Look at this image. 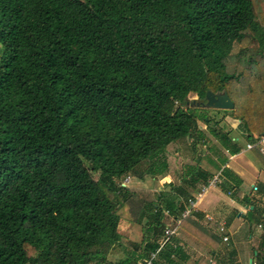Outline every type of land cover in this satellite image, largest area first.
<instances>
[{
  "label": "trees",
  "instance_id": "obj_1",
  "mask_svg": "<svg viewBox=\"0 0 264 264\" xmlns=\"http://www.w3.org/2000/svg\"><path fill=\"white\" fill-rule=\"evenodd\" d=\"M207 92L232 101L216 111L236 138L190 106ZM200 121L230 155L264 135V0H0V264H112L122 222L163 231L183 187L120 183L167 176L166 148L203 143ZM192 168L182 181L207 186ZM192 215L180 227L215 253L214 228ZM146 244L116 264L160 246ZM185 260L166 244L152 264Z\"/></svg>",
  "mask_w": 264,
  "mask_h": 264
},
{
  "label": "crops",
  "instance_id": "obj_2",
  "mask_svg": "<svg viewBox=\"0 0 264 264\" xmlns=\"http://www.w3.org/2000/svg\"><path fill=\"white\" fill-rule=\"evenodd\" d=\"M231 137L236 138L233 135ZM247 143L248 141H245V146L242 147L239 142L241 150L236 155L228 154L220 146L213 154L207 153L210 157L207 158V166L195 164L210 174L211 178L208 184L215 177L219 179L214 185L205 187L201 181L193 180L195 182H191L194 184L193 186L189 185L191 183L188 182L182 186L181 183H184L182 178L180 182L178 181V186L181 185L184 192L191 196L188 200L196 199V195L201 193L202 188H205V191L200 195L201 197L196 199V208L192 216L202 225L214 228V234L219 240L216 252L211 254L204 249L202 243L179 226L176 229V235L170 240L171 244L180 248L182 254L186 256V260L181 261V264H206L207 259L212 264H256L258 259H264V168L262 167L264 162L252 152L253 149H245ZM260 155L264 158V153ZM223 159L226 160L222 161ZM166 178L170 181L169 184L174 185L175 181L171 179L169 174L163 179ZM245 178L251 183L247 186L244 185L241 190ZM239 183L242 185L239 186ZM253 186L257 187V191L253 190ZM169 187L171 188V186ZM164 191L160 190L158 193L165 194ZM208 191L210 192L208 193ZM170 193L172 192L170 191ZM187 202L184 203L185 208ZM164 211L166 210H163V223L166 220L169 223H164L163 231L153 233V231L142 229L141 226L122 222L118 228L122 235V256L118 257L111 253L109 257L119 258L112 264L118 263L120 258L123 261L125 257L132 258L134 255L136 258L143 254L148 240L161 243L166 226L174 225L173 221L177 219L173 215L166 217ZM178 214L181 215V212ZM206 216L211 218V221H207ZM248 218L254 220L256 225L254 228L246 230L244 225L249 222ZM222 226L225 229L224 234L219 232V228ZM222 237H226L227 241L224 242ZM140 262L141 260L136 261V264Z\"/></svg>",
  "mask_w": 264,
  "mask_h": 264
},
{
  "label": "rangeland",
  "instance_id": "obj_3",
  "mask_svg": "<svg viewBox=\"0 0 264 264\" xmlns=\"http://www.w3.org/2000/svg\"><path fill=\"white\" fill-rule=\"evenodd\" d=\"M190 100L192 99L190 98ZM194 104L197 107L199 103H195V101H192L190 106L192 107L194 106ZM206 113L209 116V118L212 120L211 121L212 123L210 124L212 128H215V130H221L222 132H225L228 134L231 133V135H233L234 137H237V135H239V132L237 129L238 124H239L238 121L231 119L229 117H226L224 116L223 113H220L216 110L208 109ZM199 128L204 133V136H205L204 138L205 140L203 143H198V145H196L195 147H191L190 145L186 143H182L186 146L182 144L176 145V143H173L172 145H169L166 148L165 154H166L167 162L169 165L168 174L171 177V179L175 181L174 183L175 186H178V181L180 182L182 176L185 173H188L189 171H191V169H193L192 166H195V164H199L200 166H204V167L207 166V158H210L209 155H207V153L213 154V152H215V150H218V147L220 148L221 146L218 139H216L214 136H212L209 133L210 127L208 125L200 121ZM239 142L242 145V147L245 146V140L240 139ZM192 154H193V157H192ZM262 167L264 168L263 164H262ZM93 176L95 179L98 178L97 174H94ZM168 182L170 181L167 180V178L166 179H153L151 176L145 175L144 178L141 180V179L135 178L134 176L130 175V182L127 184V187L134 188V189L135 188L149 189L156 193L159 192L160 190H165L164 191L165 194H169L171 188L168 186L169 184ZM250 183H251L250 180L247 181V178H245L243 185L242 183H239L238 185L239 186L242 185L240 188L242 190L243 189L242 187H244V185L247 186ZM181 185L185 186V183H181ZM209 192L210 191H208V193ZM173 194L174 193H170L169 195H173ZM248 220L249 222H247V224L244 225V228L246 230H249L250 228H254L256 225L254 220H251L249 218ZM164 223L168 224L169 221L166 220L164 221ZM208 227H211V226H208ZM181 229L184 231L183 228ZM121 240H122V235L120 236V240H119L121 245L115 247L112 251V253L116 254V256L118 257L122 256V241ZM203 245L205 247L204 249H206L208 252H211L210 251L211 248L209 246H206L205 244ZM118 257H114V258L109 257V260H110L109 262H115L117 259H119ZM206 264H212V263L209 261V259H207Z\"/></svg>",
  "mask_w": 264,
  "mask_h": 264
},
{
  "label": "built area",
  "instance_id": "obj_4",
  "mask_svg": "<svg viewBox=\"0 0 264 264\" xmlns=\"http://www.w3.org/2000/svg\"><path fill=\"white\" fill-rule=\"evenodd\" d=\"M246 150H252V149H258L259 152L261 153H264V135L260 136V137H257V136H254L253 137V140L252 141H248V143L246 144V147H245ZM219 179H217V177H215L208 185L211 186V185H214L215 183L218 182ZM130 182V176H127L121 183L120 185L122 187H127V184ZM207 185V186H208ZM205 186V187H207ZM253 190L254 191H257V187L256 186H253ZM205 191V188H202V191L201 193H199L198 195H196V199L200 198L201 194ZM196 199H190L188 200L187 202V207L181 212V215L179 217V219H175L173 222H174V225H168L166 226L164 232H163V238L161 239V243H160V246L159 248L151 253L149 255V257L145 260H143L140 264H152V262L154 260H156L157 258V254L158 252L166 245V244H171V240L172 237L174 235H176V229L179 228L180 224H181V220L184 219V218H187L188 216H190L194 211H195V208H196ZM164 215L166 217H171L172 215L168 212V211H164ZM205 219L207 221H211V218H209L208 216L205 217ZM219 232L221 234H224L225 233V229L224 227H220L219 228ZM223 241H227V238L226 237H222ZM255 264V263H253Z\"/></svg>",
  "mask_w": 264,
  "mask_h": 264
},
{
  "label": "water",
  "instance_id": "obj_5",
  "mask_svg": "<svg viewBox=\"0 0 264 264\" xmlns=\"http://www.w3.org/2000/svg\"><path fill=\"white\" fill-rule=\"evenodd\" d=\"M205 100L206 102L204 104H198L197 107L212 110H232V108L234 107L226 92L218 94L207 92L205 95Z\"/></svg>",
  "mask_w": 264,
  "mask_h": 264
}]
</instances>
